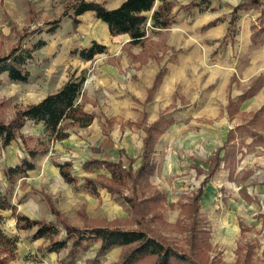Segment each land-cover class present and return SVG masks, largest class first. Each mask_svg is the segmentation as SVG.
I'll use <instances>...</instances> for the list:
<instances>
[{"label":"trees","instance_id":"1","mask_svg":"<svg viewBox=\"0 0 264 264\" xmlns=\"http://www.w3.org/2000/svg\"><path fill=\"white\" fill-rule=\"evenodd\" d=\"M211 4V0H192L183 6L175 0H125L119 7L108 9L103 2L81 0L67 9L63 19L68 18L77 31L81 26L80 18L86 13H92L95 19L107 27L110 37L129 36L130 41L125 49L141 48L142 63L146 64L150 58H158L159 52L167 49L164 32L176 23V17L180 12L183 10L191 12L197 8L202 12L212 11ZM255 10L260 11L261 16L260 25L252 29V46L261 43L264 37V0H243L237 7H233L229 15L231 21L229 30L223 43H226L229 38L234 40L241 11ZM63 19H57L49 23L46 30L39 28L32 34L36 35L45 31L48 37H53L60 32ZM223 20L225 18L212 21L203 28V31L218 25ZM149 23H151L150 27ZM154 36L162 40L159 43L154 42L152 38ZM47 45L48 42L43 39H39V42L29 47L20 43L18 47L12 49L9 55L0 57V84L3 77L15 83H28L31 73L26 66L35 60L33 54ZM73 54L79 55L82 61L90 62L99 55L108 54V47L99 41H93L91 46L74 51ZM167 72V68H163L157 74L154 85L148 90L147 102H152L154 93L162 85ZM76 75L75 73L70 76L60 89L44 97L41 102L17 111L12 120L0 121V143L4 147L11 146L20 137V132L27 122L42 125L45 136L52 143L67 140L71 135L72 127L76 126L81 129L89 127L95 116L85 110L86 102L82 100L86 76L76 77ZM263 84L264 79H258L237 103L231 101L228 106L231 113L233 108L239 109L241 102L254 96ZM263 113L264 108L258 114L253 115L250 123L229 132L226 143L208 159L207 164L210 166L208 171L197 168L198 175L206 174V178L199 189L188 196L186 202H179L182 212H186L189 218L186 224L188 227L185 228L186 236L183 237L184 244L181 246L170 235L174 226L166 220L163 211L167 203L166 196L150 182L157 170V162L151 156L158 138L174 124L173 119L167 120L164 113L157 122L144 128L145 137L138 169L133 168L135 163L133 159L129 160L127 167L124 166L122 160L113 162L102 159L87 160L82 166L85 172L93 173L102 169L111 175V177L101 176L98 180L86 178L85 188L97 197L99 190L104 188L112 198H122L128 205L129 212L132 213L131 220L117 218L110 222H102L99 226L80 228L71 225L65 215L61 214L52 204H50V211L55 217L54 222L34 220L19 213L18 206L9 201L7 195L1 192L0 212L11 211L16 219L17 230H34L32 240H44L48 243L45 248L47 252L60 254L64 251L66 258L63 262L67 264H74L94 242L99 243L100 248L96 253V258L89 264H101L103 256L117 246L121 248V258L117 264H222L220 261L222 253L212 244V228L200 217L203 190L208 180L220 170L222 163L230 171V179L233 177L238 167V156L244 146L252 148L259 144L264 145V136L258 133L257 129ZM247 138L253 139L252 144L246 145ZM45 145L42 143L41 147H44L42 151L29 150L28 156L31 159H23L21 164L7 167L4 170L10 190L14 189L15 180L18 177H28L29 173L36 169L33 159L48 152L49 146ZM93 151L99 152L97 149ZM223 152L224 155L221 156ZM57 167L66 184L76 183L72 163H57ZM144 184L150 189L148 195L140 189ZM128 187L132 188L130 195H126ZM241 192L245 194V199L253 201L244 189ZM2 221L3 216L0 215V223ZM179 224L180 222L176 225ZM16 242L17 239L9 238L0 230V264H10L15 260Z\"/></svg>","mask_w":264,"mask_h":264},{"label":"rangeland","instance_id":"2","mask_svg":"<svg viewBox=\"0 0 264 264\" xmlns=\"http://www.w3.org/2000/svg\"><path fill=\"white\" fill-rule=\"evenodd\" d=\"M78 1L81 0H0V57L9 55L12 49L18 47L20 43L29 47L31 44L39 42V39L48 42L46 47L33 54L35 60L26 66L31 73L28 83H15L6 77L2 78L0 121L12 120L17 111L28 105L37 104L47 95L55 93L73 74L76 73V77L86 76V73L80 72L77 67L79 63L82 64V60L79 55L73 54V52L91 46L93 41L100 43L106 41L107 28L95 19L92 13H86L80 18L81 26L77 31L68 18L63 19L67 9ZM86 1L103 2L108 8H111L119 0ZM175 1L178 4L190 2L189 0ZM57 19H63L60 24L62 28L53 37H48L45 31L36 35L32 34L39 28L46 30L47 25ZM150 25L151 23H149V27ZM22 37L23 39H21ZM89 79L91 78L88 75L85 81L86 87L88 82H91ZM180 98L182 100V95ZM147 99L144 103L145 107L154 102V100L147 102ZM179 102L181 105V101ZM201 125L190 126L187 124L169 130L165 137L158 138L151 156L156 160L158 166L151 183L166 196L169 202L163 211L166 220L174 226L170 235L177 240L180 246L184 244L183 237L186 236L185 228L188 227L186 224L189 222V218L188 214L182 212L181 208L177 206H179V202L187 201L191 192L200 187L203 178L198 177L190 167L191 162L196 159L197 153L201 152L206 143L203 134L207 133L205 130L207 127L204 128ZM215 127L219 126L211 124L208 129L213 131ZM70 132L73 137L71 140H76V136L82 139L81 145H66L63 143L65 141L49 142L42 125H35L31 122H27L20 132V137L11 146L4 147L0 143V192L3 195L6 194L14 205H19L18 209L23 214L47 221L50 214L46 201L53 206L56 204L62 207L67 206L68 209L74 201L78 202V200H70L66 195L67 190L64 188L65 184L57 163H72L73 175L77 181L75 185H71V192L84 194V198L91 194V192H87L88 189L83 184L84 179L86 177L95 179L101 174H107L106 170L85 173L81 166L87 160L102 159L113 162L122 160L127 167L129 160L133 159L135 161L133 168L138 169L140 166L144 131L135 129L125 133V131L117 129L112 132V135H119L118 142L108 150L104 148L99 152L92 150L90 145L93 142L90 141V137L86 138V134L82 133V130L74 128ZM192 133L196 138L192 136ZM210 137L214 139L211 133ZM210 141L215 142L212 146L219 143L217 139ZM42 143L46 144V147L49 146L48 152L33 159L36 169L30 172L28 177H18L15 180L14 189L10 190L4 170L7 167L21 164L23 159H31L28 156V151L32 149L42 151L44 148L41 147ZM205 149L207 150V147ZM262 155H264L262 151L257 153V156ZM256 169L252 186L255 188L258 185L262 192L258 194L253 188L249 191L255 196L260 195L262 201L260 205L245 203L239 194L236 180H233V177L231 181L229 179L228 181L225 172L217 173L205 189L206 198L203 203L201 201L200 217L212 228V244L221 251L220 261L222 264H264V166L262 169L257 167ZM140 189L146 195L150 193L149 187L145 184ZM131 193L132 188L128 187L126 195ZM141 195L145 197V195ZM93 196L95 197V195ZM97 198L101 202L97 213L101 218L103 217L102 219H98L100 217L88 219L87 215L85 218L83 217V223H81L82 220H78L77 217L70 219L65 216L67 221L71 225L75 223L88 227L102 225V222H110L111 219L115 220L117 217L131 220L132 213L129 212V207L122 198H111L104 188L99 190ZM169 204H174V206L169 207ZM1 215L3 221L0 223V230L9 238L17 239L15 252L17 259L30 263L39 261L45 245L41 242L31 241L33 231L17 230L16 221L10 211H3ZM178 222L180 224L176 225ZM241 226L243 232H241ZM94 244L96 242L92 243L89 250L81 256L88 257L95 253L97 249H91L95 246ZM62 256L63 253L60 254V257Z\"/></svg>","mask_w":264,"mask_h":264},{"label":"crops","instance_id":"3","mask_svg":"<svg viewBox=\"0 0 264 264\" xmlns=\"http://www.w3.org/2000/svg\"><path fill=\"white\" fill-rule=\"evenodd\" d=\"M189 1L191 2L192 0ZM241 1L243 0H211L212 11L202 12L199 8L191 12L183 10L177 15L176 23L168 31L164 32L167 49L159 52L158 58H150L146 64L142 63L141 48L125 49L126 44L130 41L129 36L112 38L109 36L107 29V40L103 44L108 47V54L99 55L95 60L90 62L83 60L82 64L79 63L77 66L80 72L86 73V78L88 75L91 78L89 79L91 82H88V86L84 85L82 100L86 102L85 110L92 113L95 119L85 129L75 126L70 130L74 128L82 130V133L86 134V138L87 136L90 137V141L93 142L90 145L92 150L97 149L100 151V149L104 148L108 150L118 142L119 135L113 136L112 132L117 129L125 131V133L135 129L144 131L145 126L157 122L163 113L167 120L173 119L174 121L169 130H172L174 127L179 128L182 125L186 126L187 124L190 126L194 124L200 126L203 123L201 126L207 127L205 128L207 133L203 134L206 140L204 145L207 147V150L203 145L201 152L197 153L196 159H193V162L190 164L191 169L196 172L197 176L203 177V182L206 174L198 175L197 168H203L205 171H208L210 167L207 164L208 159L219 147H222L226 143L229 132L250 123L253 115L258 114L264 108V84L257 90L254 96L241 102L239 109L233 108L231 113L228 108L231 101L237 103L258 79H264V37L261 43L252 46V29L260 25V11H241L234 40L229 38L226 43H223L227 37L231 22L229 15L233 11V7H237ZM123 2L125 0H119L115 6L107 8H117ZM190 2H182L180 5H187ZM223 18H225L223 22L203 31V28L211 24L212 21ZM152 38L154 42L158 43L162 40L158 36ZM163 68H167L168 70L163 83L154 93V102L145 107L144 103L148 98V90L152 88L157 74ZM181 95L182 100L180 98ZM179 101H181V105ZM211 124H216L219 127H215L212 131L208 129ZM257 129L258 133L264 136V113L259 119ZM169 130L160 137H165ZM210 133L214 139L210 137ZM71 135L70 138L64 140V144H82L83 141L80 137L75 135L76 140H71ZM79 135L81 136V134ZM192 136L195 137V134L192 133ZM215 139L219 143L216 146H212L215 142H211L210 140ZM143 141L144 139L142 140V147ZM252 142V138H247L246 145H250ZM241 151L238 156V167L233 175V180H236L239 194L245 203L260 205L262 203L260 195L255 196L249 190L253 188L258 194L262 192V189L258 185L254 188L252 184L255 176L254 173L257 170L256 167L262 169L264 166V159H262L264 155L257 156L259 151H262L264 154V145L259 144L252 148L244 146ZM223 155L224 152L221 156ZM122 162L125 166L124 161ZM220 166L221 168L217 173L225 172L227 180L231 181L233 177L230 179V171L226 169L224 163ZM106 173L101 174V176L109 177L110 174ZM101 176L95 179L86 178L98 180ZM212 178L208 180L209 182L203 190L202 203L206 198L205 189L211 183L210 180ZM64 184V188L67 190L66 195L69 199L78 200V202L75 203L74 201L69 209L67 206L62 207L55 202L56 205L54 206L61 214H65L70 219L77 217L79 218L78 220H82L81 223H83V217L85 218L87 215L88 219L100 217L97 210L101 202L96 195L94 197L91 193L89 197L84 198V194L71 192L72 186L65 182ZM242 189L245 190V193L249 194L253 201L245 199V194L241 192ZM87 192L89 191L87 190ZM46 203L50 214L47 221L54 222L55 217L50 211V204L47 201ZM168 203L167 201L165 207H167ZM169 205V207L174 206V204ZM177 207H180V205ZM18 211L22 215H26L19 209ZM26 216L34 220H41ZM13 219L16 221L14 217ZM112 220L114 219L110 221ZM72 225L84 228V226L75 223ZM32 231L35 232L34 230ZM241 232H243L242 226ZM30 239L33 242H41L45 245L42 249V257L44 258L40 257L39 261L30 263L20 261L15 254V260L10 264H67L63 262L66 258L64 251L61 252L63 256L60 257L61 253H50L45 250L48 243L44 242V240H32V236ZM94 245L91 249L96 248L95 253L88 257H82L81 254L74 264H89L91 260L96 258L100 244L96 243ZM120 254L121 248L118 246L109 250L101 259V264H117L121 258Z\"/></svg>","mask_w":264,"mask_h":264}]
</instances>
